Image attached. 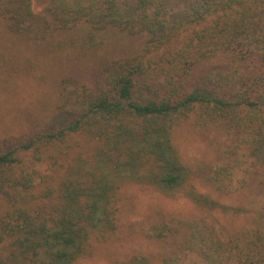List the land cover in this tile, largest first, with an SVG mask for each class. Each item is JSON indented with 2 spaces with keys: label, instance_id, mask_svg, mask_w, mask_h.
<instances>
[{
  "label": "trees",
  "instance_id": "1",
  "mask_svg": "<svg viewBox=\"0 0 264 264\" xmlns=\"http://www.w3.org/2000/svg\"><path fill=\"white\" fill-rule=\"evenodd\" d=\"M42 2L38 15L32 0H0L8 31L42 39L75 26L110 29L140 37V52L106 60L92 85L64 87L60 108L73 106L59 125L31 128L0 149V264H75L112 238L130 182L161 192L184 186L172 136L182 123L218 125L234 139L206 177L216 190L258 173L264 0ZM255 188L264 200V181ZM144 234L174 243L160 264H264V204L235 235L203 216L153 217Z\"/></svg>",
  "mask_w": 264,
  "mask_h": 264
},
{
  "label": "rangeland",
  "instance_id": "2",
  "mask_svg": "<svg viewBox=\"0 0 264 264\" xmlns=\"http://www.w3.org/2000/svg\"><path fill=\"white\" fill-rule=\"evenodd\" d=\"M32 5L36 14H46L42 0H32ZM139 52L140 37L135 35L75 26L35 39L9 32L0 16V149L14 146L31 128L59 125L73 106L60 108L64 87L92 85L106 60ZM172 136L185 167L184 186L161 192L146 183L130 182L118 195L117 229L112 238L94 243L91 254L75 264H132L135 258L144 264H160L162 254L171 252L174 243L146 238L144 231L153 217L203 216L229 235L252 226L257 208L264 204L255 188L259 180L264 181V154L256 160L255 178L246 176L245 184L235 181L230 192H223L206 177L224 161V152L234 139L218 125L199 127L189 122L175 127ZM83 152L90 154L89 149ZM53 171L48 172L58 178L61 171Z\"/></svg>",
  "mask_w": 264,
  "mask_h": 264
}]
</instances>
